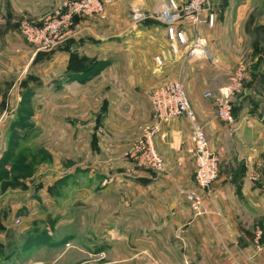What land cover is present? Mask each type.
Instances as JSON below:
<instances>
[{
  "label": "rangeland",
  "instance_id": "rangeland-1",
  "mask_svg": "<svg viewBox=\"0 0 264 264\" xmlns=\"http://www.w3.org/2000/svg\"><path fill=\"white\" fill-rule=\"evenodd\" d=\"M18 1L0 0V264H118V234L127 225L118 223V217L136 212L132 190L141 198L138 189L146 181L142 178L152 169L136 146L154 122L138 127L125 120L133 123L130 128L118 118V93L105 89L128 80L129 70L118 71V62L109 75L102 74L108 67L96 64V73L105 77L74 85L68 72L95 65L86 52L67 47L63 52L70 59L61 65L54 55L67 41L53 50L37 51L25 38L24 22L42 28L64 1L38 21L20 14ZM158 1L146 0L138 25L159 23L154 13ZM209 4L220 19L230 7L242 9L244 15V40L230 73L241 66L247 70L243 89L232 102L234 120L264 118L252 107L253 101L264 99V0ZM85 21L99 23H79ZM146 31L139 33L144 41ZM112 49L118 56V46ZM171 55H176L172 48ZM118 138L134 140L118 150ZM247 167L264 187L263 160ZM121 178L129 183L121 185ZM129 242L130 235L128 247Z\"/></svg>",
  "mask_w": 264,
  "mask_h": 264
},
{
  "label": "crops",
  "instance_id": "crops-1",
  "mask_svg": "<svg viewBox=\"0 0 264 264\" xmlns=\"http://www.w3.org/2000/svg\"><path fill=\"white\" fill-rule=\"evenodd\" d=\"M63 1L19 0L17 8L23 16L38 21ZM165 2L159 0L154 11ZM146 5V0H111L106 21H75L74 36L53 57L61 65L67 64L70 56L63 50L71 46L74 53L86 52L95 63L86 71L71 75L74 85L113 74L108 71H113L116 62L118 71L129 70L123 85L105 88L111 95L118 93V118L124 127H133V123L126 124L129 120L138 127L151 124L153 90L181 81L197 114L196 121L205 128L210 149L220 161V173L209 189L200 188L194 181L192 122L181 117L161 124L153 147L163 167L144 175L145 187L138 189L141 198L132 190L136 212L118 217V223L127 224L118 234V264H264V187L249 180L251 169L247 167L258 159L264 163V118L243 117L236 121L237 131L233 132L231 126L217 119L214 102L204 97L208 91H217L226 84L237 63L238 48L244 40L240 35L242 9L230 7L224 20L216 14L218 21L212 29L200 28L198 33L208 50V59L187 62L184 47H180L181 55H171L172 42L166 26L157 18L159 23L147 26L133 23L132 14ZM141 29L147 30L145 41L139 38ZM188 40H192L191 33ZM117 46L118 56L112 55V48ZM125 51L129 54L123 55ZM154 56L166 58L163 68L158 69ZM96 64L108 70L96 73ZM108 97L114 101L109 94ZM252 107L264 114V99L253 101ZM133 140L118 138V150ZM125 183L129 182L121 178L120 184ZM191 195L202 202L201 215L192 211L188 201ZM257 229L262 231L261 251L255 241ZM129 235L130 247L125 245Z\"/></svg>",
  "mask_w": 264,
  "mask_h": 264
},
{
  "label": "built area",
  "instance_id": "built-area-1",
  "mask_svg": "<svg viewBox=\"0 0 264 264\" xmlns=\"http://www.w3.org/2000/svg\"><path fill=\"white\" fill-rule=\"evenodd\" d=\"M110 3L111 0H65L52 17L44 21L42 28L24 22L23 34L31 44L35 45L37 51L53 50L74 36L75 21L81 19L106 21L107 6ZM140 12V10L135 11L132 18L135 25L141 23L143 19ZM154 13L155 18L166 26L174 53L178 54L180 47H184L186 49L184 59L187 62L208 59V50L198 32L202 27L212 29L217 22L209 0H189L185 4H180L177 0H168L160 4ZM189 32L192 34L191 42L188 40ZM155 62L159 68L165 65L164 57H156ZM246 71L245 67H239L218 92L208 91L204 95L206 99L214 102L217 119L231 126L233 132L237 131V127L233 117L232 102L243 89ZM150 101L154 125L144 130L136 149L152 169H160L163 162L153 147V139L159 134V126L176 118H187L193 124L192 154L196 162L195 182L200 188L209 189L219 177L220 161L210 149L205 128L196 121L195 111L185 86L179 80L164 84L153 90ZM249 180L256 181V177L251 174ZM188 201L195 215H201L202 202L192 195L188 197ZM261 237L262 231L257 229L255 241L258 251H261Z\"/></svg>",
  "mask_w": 264,
  "mask_h": 264
},
{
  "label": "trees",
  "instance_id": "trees-1",
  "mask_svg": "<svg viewBox=\"0 0 264 264\" xmlns=\"http://www.w3.org/2000/svg\"><path fill=\"white\" fill-rule=\"evenodd\" d=\"M72 57H73V58H78V55H72ZM86 61H87V60H86ZM91 64H92V63H91ZM88 68H90V67H88ZM86 70H87V69H85L84 71H86ZM84 71H81V72H73V71H72V72H68V73H70V75H73V74H76V73H78V74H79V73H82V72H84ZM233 108H234V107H233ZM233 114H234V113H233Z\"/></svg>",
  "mask_w": 264,
  "mask_h": 264
}]
</instances>
